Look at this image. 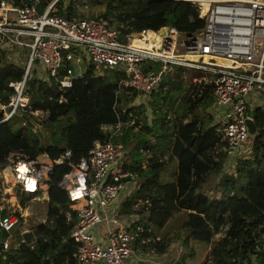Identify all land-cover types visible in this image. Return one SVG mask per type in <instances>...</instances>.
Instances as JSON below:
<instances>
[{
    "label": "trees",
    "instance_id": "16d2710c",
    "mask_svg": "<svg viewBox=\"0 0 264 264\" xmlns=\"http://www.w3.org/2000/svg\"><path fill=\"white\" fill-rule=\"evenodd\" d=\"M52 1L41 0L40 10ZM95 1L104 4V10L97 16L110 17L125 33L146 28L159 31L171 26L190 34L204 25L203 18L188 0ZM55 10L71 19L83 15L76 0H56ZM150 65L148 62L145 68ZM100 69L102 72L94 64L89 65L83 76L75 78L67 88H61L53 76L28 80L31 106L0 122V187L5 185L2 170L10 150H24L32 156L47 151L56 157L71 148L72 159L76 161L87 154L94 139L108 136L102 132L101 124L121 121V132L112 139L122 141L129 158L126 167L137 173L139 182L122 201L120 211L141 213L144 219V230L133 242L134 247L163 251L167 246L156 239L154 230L163 226L173 212L183 210L189 217L180 239L184 250L175 264H188V254H194L191 240L211 239L210 225L203 215L213 201L223 196L224 207L229 211L221 222L222 233L205 261L249 264L254 258L264 264V208L259 204L264 197V104L250 110L258 126L257 138L228 170L213 117L206 118L198 110L212 102L213 85L199 78L187 82L185 77L188 69L195 68L172 65L151 91L141 94L148 96L146 102L137 104L132 103L137 90L120 86L118 71ZM24 71L23 65L11 61L5 53L0 55L1 101L9 99L13 91L10 82L22 79ZM59 76H63L62 71ZM61 94L65 96L63 101L59 100ZM37 109L47 111V117L40 118L34 112ZM172 161L173 177L163 181L161 173ZM69 168L66 162L56 163L49 172L46 201L50 219L25 232L26 239L19 246L14 239L21 238V210L33 194L16 188L20 207L15 213L19 219L13 232L0 226V264H75L77 244L71 229L76 210L71 207L66 190L59 185ZM211 173L218 177L215 184L218 197L202 190ZM247 195L260 198L259 202H244ZM7 196L0 189V206L6 203ZM235 202H244L246 206L234 211L228 205ZM221 204L216 201L211 212L220 213L224 209ZM7 214H12L10 206L0 208V216ZM10 235L13 243L5 249L4 240Z\"/></svg>",
    "mask_w": 264,
    "mask_h": 264
},
{
    "label": "built area",
    "instance_id": "2783aa9c",
    "mask_svg": "<svg viewBox=\"0 0 264 264\" xmlns=\"http://www.w3.org/2000/svg\"><path fill=\"white\" fill-rule=\"evenodd\" d=\"M40 1L0 0V55L5 53L25 67L23 78L10 82L13 91L9 99H0V122L31 106L28 80L33 77L53 76L61 88H67L94 64L118 71L120 86L146 94L172 65L180 64L208 73L204 81L213 85L212 104L218 112L213 123L221 137L224 161H235L249 149L246 118L253 117L252 106L264 104V0H188L204 25L198 32L186 34L179 52L175 51L178 31L174 27L165 26L167 32L158 48L143 46L133 43L132 36L143 37L152 29L125 33L110 17L71 19L56 12V0L44 10L39 8ZM148 62L151 65L145 68ZM59 100L65 96L61 94ZM34 112L48 114L42 109ZM121 126V121L101 124L108 136L94 139L87 154L76 161L71 148L56 157L47 151L32 156L19 149L7 154L2 170L5 185L0 189L8 193L5 189L11 185L33 194V199L48 188L49 172L56 163L70 165L59 185L76 210L71 229L77 244L75 264H136L133 242L143 232L144 221L137 212L121 217L122 202H116L138 186L137 173L126 167L129 158L122 141L112 139L121 132ZM18 219L11 214L0 216V226L13 232ZM28 231L22 228L21 238L14 239L16 246L25 241ZM12 243L10 235L4 240V248ZM249 264L260 263L252 258Z\"/></svg>",
    "mask_w": 264,
    "mask_h": 264
},
{
    "label": "rangeland",
    "instance_id": "374dc122",
    "mask_svg": "<svg viewBox=\"0 0 264 264\" xmlns=\"http://www.w3.org/2000/svg\"><path fill=\"white\" fill-rule=\"evenodd\" d=\"M78 8L82 10L83 15L82 16H90V15H99L104 10V4H100L98 1L95 0H79L77 1ZM12 15L15 16V12H12ZM162 29V28H161ZM134 37V36H132ZM176 41H177V50L176 52L182 51V48L180 46V43L186 39V34L182 32H177L175 35ZM202 60V59H199ZM84 67V64H83ZM96 70L99 72H102L100 67H96ZM187 82L199 79H205L208 77V73L202 70H189L186 71L185 74ZM148 96H143L141 94H137L135 98L132 100V103H139V102H146V99ZM178 102V99H176L175 103ZM255 104V103H253ZM199 111L207 118L209 116H213V120L218 118V112L215 109V106L212 104V102L206 106H200L198 108ZM48 114L40 113V118L47 117ZM234 164V161L226 162L224 161V166L227 167V169H232ZM173 170H174V162H170L164 171L161 173V179L163 181L170 180L173 177ZM217 175L214 173L209 174L206 183L202 185V190L205 192L213 195V196H220L219 193L215 190V184L217 181ZM139 182V181H138ZM49 187V186H48ZM9 188V189H8ZM134 189L131 190V192ZM6 192H8L6 205L10 206V210L12 211V218H18L19 216L15 213L17 205H15V200L17 196V189L11 188V185L7 186L5 189ZM130 192V193H131ZM47 190H44L40 194L37 195L36 198H32L25 208L21 210V215L23 216V220L20 223V226L23 229H31L33 226L38 224L42 218L47 213ZM260 199V198H258ZM258 199L253 197L252 195H247L245 197L244 202H256L258 203ZM216 201H221V206L224 208L220 213L218 211L211 212V206ZM214 202V203H213ZM211 203V206L206 214L203 215L204 219L209 223L210 225V234L211 239L209 241H200L197 239L191 240V245L193 247L194 254H188L187 256V263L188 264H210V261H205L206 256L211 249V247L215 244L219 236L221 235L222 231L220 230L221 222L225 215L228 213V209L224 207L225 199L223 196H220L218 200H215ZM243 202V203H244ZM236 203V202H235ZM236 203V204H229L228 207H234V211L242 210L246 205L245 203ZM259 204L264 208V197L263 199H260ZM242 208V209H241ZM219 213V214H218ZM189 216L186 214V211H175L171 214V216L168 218L166 223L158 228H155L154 232L155 234L160 236V240L164 241L166 246L171 249V251H175L176 254V261L170 263L175 264L177 262V259L179 260L180 253L184 250L183 243L181 242V238L184 235L185 230V220ZM192 217H196V215H193ZM179 235V236H178ZM176 240L178 242L176 243ZM174 260V259H172Z\"/></svg>",
    "mask_w": 264,
    "mask_h": 264
},
{
    "label": "crops",
    "instance_id": "0c3cea01",
    "mask_svg": "<svg viewBox=\"0 0 264 264\" xmlns=\"http://www.w3.org/2000/svg\"><path fill=\"white\" fill-rule=\"evenodd\" d=\"M252 108H253V106H252ZM46 190H47V196H46V198H49V191H48L49 189L47 188ZM131 193H129L128 195H130ZM123 197H124V194H122L120 196V198H118V200L116 202H120V201L122 202L125 199V197L124 198ZM16 199H17V201L15 200V205H17V204L19 205V201H18V197L17 196H16ZM4 205H5V207L7 206L6 203H4ZM18 205H17V207H19ZM119 212H120V216L121 217H129L130 215L136 213V212H131V213L121 212L120 211V207H119ZM138 215L140 216V219L142 220L143 218L141 216V213H139ZM49 219H50L49 218V214L47 212L46 215L44 216V218H42V220H40V221L46 223V222H48ZM34 229H35V226H33L29 230H34ZM156 239H159L160 240V236L158 234L156 235ZM177 242H178V240H176V243ZM134 249L136 250L137 257H138L135 260V263L136 264H170L173 261L174 262L176 261L175 260L176 259L175 251H171V249L169 247H166L163 251H158L155 248H151L149 250H142V249H139V248L134 247ZM172 259H174V260H172ZM99 264H105V263L104 262H100Z\"/></svg>",
    "mask_w": 264,
    "mask_h": 264
},
{
    "label": "bare ground",
    "instance_id": "6f19581e",
    "mask_svg": "<svg viewBox=\"0 0 264 264\" xmlns=\"http://www.w3.org/2000/svg\"><path fill=\"white\" fill-rule=\"evenodd\" d=\"M167 29L163 27L159 31L148 30L143 37L135 35L132 39V42L138 45L143 46H153L155 45L157 48L159 47V42L161 40V36L166 34ZM197 55H191V58H197ZM205 60L208 56H204ZM220 61V59H219ZM222 61L226 62L222 59ZM9 189V188H8Z\"/></svg>",
    "mask_w": 264,
    "mask_h": 264
},
{
    "label": "water",
    "instance_id": "95a60500",
    "mask_svg": "<svg viewBox=\"0 0 264 264\" xmlns=\"http://www.w3.org/2000/svg\"><path fill=\"white\" fill-rule=\"evenodd\" d=\"M1 115H2V112H0V117ZM246 124H247L246 144L248 146H251L258 136V126L253 117H247Z\"/></svg>",
    "mask_w": 264,
    "mask_h": 264
}]
</instances>
